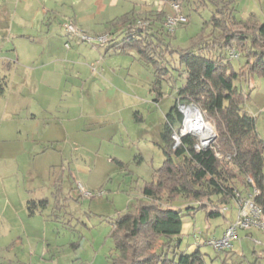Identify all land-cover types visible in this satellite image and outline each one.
Wrapping results in <instances>:
<instances>
[{"label": "rangeland", "instance_id": "1", "mask_svg": "<svg viewBox=\"0 0 264 264\" xmlns=\"http://www.w3.org/2000/svg\"><path fill=\"white\" fill-rule=\"evenodd\" d=\"M130 1V10L141 13L162 6L166 17L174 12L171 3H180ZM55 5L61 25L53 32L60 42L42 53L53 61L61 60L47 66L51 78L31 85L30 80L26 82L28 69H24L26 80L20 77L21 68L0 69L7 82L0 93V126H9L0 132V146L4 140L7 145L13 143L7 154L5 149L0 152V169L5 167L7 174L0 194V264H109L110 256L118 254L111 236L113 221L144 198L142 188L162 163L160 132L176 88L184 80L176 52L165 53L161 66L168 64V72L156 82V68L141 61L137 50L117 52L109 47L117 39L113 31H106L108 40L88 41L75 33L69 40L64 27L73 23L69 19L81 0H57ZM234 5L238 18L246 15L244 19L264 21V0H236ZM179 10L189 15L185 23L173 30L165 25L166 40L174 49L188 47L211 29L206 23L208 8ZM250 10L258 15H247ZM65 42L70 46L66 48ZM244 59L232 58L235 69ZM83 60L86 66L79 64ZM40 69L33 70L36 77ZM235 84L246 94L244 109L255 117L257 133L264 139V70H250ZM202 117L214 133L213 120ZM1 156L7 158L5 164ZM29 199H43L45 206L28 215ZM186 202L181 196L174 204ZM160 203H165L163 198ZM227 207L235 217L236 201ZM205 215L203 209L184 213L179 250L192 251L197 238L219 236L224 218L206 219ZM252 231L247 237L239 229L240 239L227 250L200 243L204 263L264 264V231Z\"/></svg>", "mask_w": 264, "mask_h": 264}, {"label": "trees", "instance_id": "2", "mask_svg": "<svg viewBox=\"0 0 264 264\" xmlns=\"http://www.w3.org/2000/svg\"><path fill=\"white\" fill-rule=\"evenodd\" d=\"M235 1L180 0L181 9L210 11L209 33L185 48L174 49L166 40L167 13L162 6L143 13L131 9L112 21L114 27L121 26L115 27L117 39L109 47L117 52L137 50L141 61L156 68V82L168 72V64L161 66L165 53L176 52L184 80L160 132L162 163L142 188L144 198L113 221L111 236L118 254L110 256L109 264H205L200 244L192 251L179 250L182 217L196 209H203L206 219L223 216L234 189L256 187L254 200L264 218V139L257 133L255 117L244 109L246 94L235 84L250 70H264V21L238 18ZM231 50L238 55L231 56ZM239 56L244 63L235 69L232 58ZM4 85L0 76V93ZM180 103H194L213 120L216 138L207 147L196 149V137L190 133L175 143L171 135L183 121ZM181 196L187 202L176 206L174 201ZM162 198L165 203H160ZM44 204L43 199H29L27 209L33 213Z\"/></svg>", "mask_w": 264, "mask_h": 264}, {"label": "crops", "instance_id": "3", "mask_svg": "<svg viewBox=\"0 0 264 264\" xmlns=\"http://www.w3.org/2000/svg\"><path fill=\"white\" fill-rule=\"evenodd\" d=\"M56 2L57 0H0V69L2 67H9L11 69L13 66L17 69L21 68L22 75H20V77L22 78L26 75L24 69H28L30 75L29 77H26L27 80L24 79L27 83L28 80H30L29 83L31 85L37 81L48 80L51 78V75L46 73L48 72L47 66L52 62L55 63L61 60L53 61L52 59L47 58V54L44 57L43 55L44 53H47L48 49H52L56 42H60L58 34L53 32L57 29L56 26L61 25L59 19L60 15L55 12ZM81 3L82 5L74 10L69 21L76 23L78 26L82 27L84 31H89V33L93 35L105 34L106 31H109V33H112L113 31V34L116 35L119 31L118 28L121 25L117 23L115 25L119 27L115 28L116 26H113L112 21L123 13L129 11L130 4H132L130 0H81ZM107 8H109L110 11L104 14L103 12ZM16 11L18 12L16 13ZM252 13L258 15L254 10H250L247 15ZM245 17L247 16L245 15L240 18L244 19ZM64 28L66 29V26ZM65 31L67 32L69 40L72 39L74 35L68 32L67 29ZM108 38L109 37H107V39ZM111 38L113 37L110 36V39ZM64 45L66 48L70 46L69 43L66 45V42ZM35 50H38L41 54H34L33 51ZM107 50L109 49L106 47V51ZM79 64H82V66L87 65L84 60ZM39 68H41V75H39L38 78L33 70ZM0 76H2L1 70ZM2 77L4 78V75ZM6 83L5 80L4 86H6ZM4 90L5 88H3V92ZM3 112L4 116L6 114V109H3ZM8 129L9 126L7 127V124L0 126V132L5 133ZM4 141V146H0V152L5 149L3 153L7 154V148L11 146L13 147V143L7 145L8 142H6V140ZM17 153L21 156V151H17ZM2 158V164H5L7 158ZM6 178L7 174L4 167L2 170L0 169V194L3 192ZM243 192L245 193L247 191ZM231 209V207H227V204L223 207L224 215L222 217L225 220V225L222 228V231L234 217H232ZM38 210V208H35L33 213H29L28 209L26 211L28 215H33ZM254 229L256 230L258 228L251 227L249 229L240 230H243L247 237H251L253 233L252 230ZM235 239H240L239 232L237 233V237L231 241L230 247L227 248H232ZM227 248L224 250H227Z\"/></svg>", "mask_w": 264, "mask_h": 264}, {"label": "built area", "instance_id": "4", "mask_svg": "<svg viewBox=\"0 0 264 264\" xmlns=\"http://www.w3.org/2000/svg\"><path fill=\"white\" fill-rule=\"evenodd\" d=\"M173 13L167 15L165 19V25L168 30H173L177 24H183L187 20L185 14L180 12V3L172 2ZM66 29L70 33L77 34L81 39H87L88 41H92L93 38L99 37L100 39H107L106 34L90 36L87 35L84 30L78 29L73 23L69 22L66 25ZM66 45L68 43L66 42ZM231 56H236L238 53L234 50L230 51ZM188 105L184 103H180L178 105L179 110L183 113V121L181 127L176 132L172 133V137L175 143H178L180 140V136L190 133L195 135L196 142L194 143V147L196 149L206 147V144H211L213 142L210 138H205L206 141L199 134L191 131L187 128V124L185 121V114L182 110V106ZM214 134V133H213ZM205 141V142H204ZM249 181H252L250 177H248ZM258 192L256 187L251 186L247 192L239 191L238 189H234L233 199L236 201L237 210L235 217L229 221L226 227L223 229L222 233L219 236H212L208 238H197L196 243H207L210 244L214 249L221 250L227 247H230L231 241L237 237V233L239 229H249L251 227H256L264 231V218L262 216L261 207L255 202L254 195ZM197 237V236H196ZM82 264V263H77Z\"/></svg>", "mask_w": 264, "mask_h": 264}, {"label": "bare ground", "instance_id": "5", "mask_svg": "<svg viewBox=\"0 0 264 264\" xmlns=\"http://www.w3.org/2000/svg\"><path fill=\"white\" fill-rule=\"evenodd\" d=\"M182 110L185 114V121L188 129L202 136L205 141V138L212 137V130L210 126L204 122L202 114L198 111V109H196L193 105L188 104L182 106Z\"/></svg>", "mask_w": 264, "mask_h": 264}, {"label": "water", "instance_id": "6", "mask_svg": "<svg viewBox=\"0 0 264 264\" xmlns=\"http://www.w3.org/2000/svg\"><path fill=\"white\" fill-rule=\"evenodd\" d=\"M188 104L193 105L196 109H198V111H200L199 108H198L194 103H188ZM215 138H216V131H215L214 134L212 135L211 140L214 141ZM208 145H209V144H206L205 146L207 147Z\"/></svg>", "mask_w": 264, "mask_h": 264}]
</instances>
